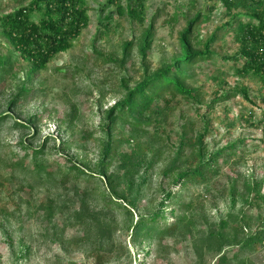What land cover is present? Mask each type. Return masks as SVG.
Here are the masks:
<instances>
[{
    "label": "rangeland",
    "instance_id": "rangeland-1",
    "mask_svg": "<svg viewBox=\"0 0 264 264\" xmlns=\"http://www.w3.org/2000/svg\"><path fill=\"white\" fill-rule=\"evenodd\" d=\"M29 1L0 0V59L9 58L5 71L0 65V116H5L0 124V264H264V242L244 252L238 245L227 246L216 255L200 240L208 227L219 228L221 220L228 222V235L238 233L246 240L264 223V84L251 72L238 73L243 59L232 58L239 49L236 22L225 26L230 18L222 0H143L134 17L127 11L128 0H119L122 13L108 0H82L87 25L66 51L54 55L27 82L30 62L5 37L1 19ZM196 14L190 36L194 48L216 32L209 46L213 53L190 67L186 78L201 102L178 96L155 124L135 129L128 122L114 125L109 172L126 196L117 200L120 206L106 205L97 177L79 181L75 191L73 173L63 176L65 166L75 162L96 170L106 139L104 111L121 97V78L132 85L143 73L136 45L143 30L152 23L146 63L153 70L179 54L180 30ZM240 14L238 18L247 20ZM31 19L36 21L37 14ZM130 39L132 48L121 64L122 45ZM24 82L28 92L11 105ZM225 93L228 98L207 108ZM14 120L26 126L11 127ZM202 130L207 151L235 144V154L220 157L218 173L205 184H173L171 174L164 177L163 171L170 167L182 135L195 138ZM133 133L139 147L128 139ZM44 137L50 138L43 158L50 174L40 180L31 169L30 152ZM158 147L151 166L136 170L129 165L126 156L131 152L133 159L149 158ZM232 181L238 189L235 202L229 195ZM253 188L262 198L249 205L255 199ZM168 189L176 194L167 203ZM161 201L165 218L160 226L178 216L188 226L158 241V231L133 226L140 215L156 212ZM99 223L108 236L104 240ZM241 225L247 226L244 233Z\"/></svg>",
    "mask_w": 264,
    "mask_h": 264
},
{
    "label": "trees",
    "instance_id": "trees-1",
    "mask_svg": "<svg viewBox=\"0 0 264 264\" xmlns=\"http://www.w3.org/2000/svg\"><path fill=\"white\" fill-rule=\"evenodd\" d=\"M127 11L133 17L139 13L143 0H128ZM108 3L115 4L117 12L122 13L123 7L119 5V0H108ZM222 5L229 16V20L225 26H231L236 22L234 27L235 39L238 41L239 49L232 57L234 59H243L241 68L238 69L239 74H247L249 72L257 75L264 84V0H222ZM247 16V20L238 18L240 13ZM37 14L38 19L32 20L31 17ZM140 14V13H139ZM199 14L187 20L186 26L179 33V54L172 55L167 61L161 63L160 66L151 70L146 63L147 51L150 48L153 27L150 23L140 35L137 47L141 58L143 73L138 81L132 85L129 79L121 78L120 88L121 97L114 101V104L104 111L105 114V141L101 147L100 156L95 171L81 168L79 164L73 162L69 166H65L67 171L63 174L67 177L73 173V187L76 191L79 189L78 182L81 180L90 181L97 177L103 184V194L106 195V205L115 207L120 206L117 200H124L126 196L118 186L114 184L113 174L109 172L110 158H112V129L118 122H128L135 129L137 125L149 123H157L159 118L164 117L168 110L172 109V102L180 96L182 99L193 103H200L199 95L195 93L196 88L186 82L189 77L188 69L198 61L206 59L213 52L210 51V43L216 39V32H212L205 42H202L201 48H194L190 36L193 25L198 21ZM2 31L10 44L19 53L22 59L28 60L30 66L25 74V81H29L31 76L38 70L42 69L45 64L57 53L66 51L74 38L79 36L81 30L87 25V16L85 9L82 7V0H30L28 4L18 7L14 11L8 12L2 19ZM199 43V41H198ZM133 45V39L127 40L122 45L123 56L119 63H123L126 55L129 53ZM9 58L0 59V65L3 70L8 67ZM107 61L114 59L107 58ZM4 70V71H5ZM25 83L21 84L19 90L11 98L9 103L14 104L21 94L28 92ZM242 96L247 97V90H240ZM236 94V91L233 92ZM227 93L221 94L214 100H211L206 106L211 107L214 103L228 98ZM264 103V93L262 95ZM5 115V114H4ZM5 116H0V124ZM26 123L14 120L11 127H25ZM205 131L202 130L193 138H186L182 135L177 148L173 153L170 167L163 171L164 177H170L175 185L180 187L187 183L205 184L208 176H213L219 171V158L223 155L235 154V144L220 148L216 151H207V146L203 141ZM264 135V129H263ZM128 139L134 142V146L139 147L137 134H130ZM264 139V136H263ZM50 138L44 137L40 146L31 149L30 156L33 164L31 169L36 172L38 179L42 180L46 174H50L43 164V158L47 155L46 142ZM53 140V138H52ZM243 141V140H241ZM62 144L64 141L61 142ZM153 153L149 158L146 154L142 158H134L135 155H127L128 163L136 170L141 169L143 165L151 166L158 154ZM52 174V173H51ZM229 195L235 202L237 195V185L235 181L228 183ZM254 189V188H253ZM253 197L249 205L257 203V199L262 196L253 190ZM175 191L168 189L165 192L164 200L167 203L174 198ZM114 199V200H113ZM84 201V200H83ZM164 202H160L158 210L152 214L140 215L135 222L133 229H141L147 226L149 231H158V241L162 237L175 236L183 227L188 226L184 217L178 216L171 223L160 226V219H164L163 215ZM80 208H84L82 202ZM228 222L221 220L219 228L208 227L200 236L201 245H205L209 250L219 255L227 246L238 245L242 251L254 249L256 245L264 242V223L263 227L255 230L253 239H240L238 233L228 235L225 232ZM100 228V240L108 238L104 235L103 224H98ZM103 226V227H102ZM188 228V227H187ZM240 232L247 230L246 225L240 226ZM186 228L184 229V231ZM197 253H199L197 251ZM222 255V254H221ZM95 264H98L97 261Z\"/></svg>",
    "mask_w": 264,
    "mask_h": 264
}]
</instances>
